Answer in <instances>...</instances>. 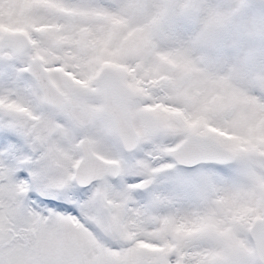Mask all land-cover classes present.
Here are the masks:
<instances>
[{"label": "snow or ice", "instance_id": "snow-or-ice-1", "mask_svg": "<svg viewBox=\"0 0 264 264\" xmlns=\"http://www.w3.org/2000/svg\"><path fill=\"white\" fill-rule=\"evenodd\" d=\"M0 264H264V0H0Z\"/></svg>", "mask_w": 264, "mask_h": 264}]
</instances>
